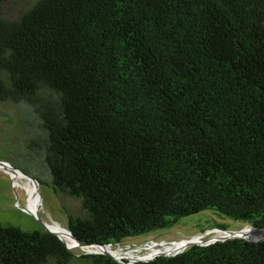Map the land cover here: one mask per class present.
I'll return each mask as SVG.
<instances>
[{"label":"trees","instance_id":"16d2710c","mask_svg":"<svg viewBox=\"0 0 264 264\" xmlns=\"http://www.w3.org/2000/svg\"><path fill=\"white\" fill-rule=\"evenodd\" d=\"M10 1L0 103L18 147L0 160L53 191L75 239L121 244L206 211L264 227V0H33L7 16ZM0 264L130 263L0 222ZM133 264H264V240Z\"/></svg>","mask_w":264,"mask_h":264},{"label":"rangeland","instance_id":"374dc122","mask_svg":"<svg viewBox=\"0 0 264 264\" xmlns=\"http://www.w3.org/2000/svg\"><path fill=\"white\" fill-rule=\"evenodd\" d=\"M16 1L17 3L10 1L5 5L4 10L7 16L16 15L19 8L28 6L33 0ZM14 118L15 109L9 104L0 103V156H5L4 150L6 148L17 149L18 147L16 140L11 137L13 131L12 121ZM27 199L26 192L15 185L11 176L6 171L0 170V222L18 227L23 231H32L40 227L39 223L27 213ZM39 199H41V207L38 211L40 219L44 223H57L66 229V216L60 207L57 197L48 186L40 185ZM208 219L227 225V231L209 228L208 226L213 221L210 220L206 224L205 221ZM245 226L238 221L220 217L212 211H206L180 219L171 229L158 230L139 237L126 239L121 245L114 246L112 249L117 254H122L123 257L116 255L120 260L125 258L132 263L138 261L145 262L148 257L154 259L152 257L154 254H157L155 258L176 255L186 250L188 247L185 248V246L189 243H192L193 246H202L206 240H213L217 236L230 235L231 237L233 235L232 239L248 241V239L241 238V236L240 238L235 237V234L238 232L232 234V232ZM251 233L254 236H262L260 239H264V231L262 230H255ZM193 239H196V241L192 242ZM225 240L231 239H224L223 241ZM169 248H172V251L167 253L166 250ZM71 251L79 255L92 253L97 251V249L81 250L79 248H71Z\"/></svg>","mask_w":264,"mask_h":264},{"label":"bare ground","instance_id":"6f19581e","mask_svg":"<svg viewBox=\"0 0 264 264\" xmlns=\"http://www.w3.org/2000/svg\"><path fill=\"white\" fill-rule=\"evenodd\" d=\"M0 170H4L6 171V173H8L11 176V179L14 181L15 185L20 187V189H23L27 196H28V202H27V213L29 215L36 213L39 211L41 205H40V199H39V191L37 189V186L34 182L26 179L25 177H23L20 172L12 170L9 166H2L0 165ZM51 225V227H49L51 229V231H53L55 234H57V236L64 242V244L68 247V248H76L74 242L71 240L70 236L68 235V232L66 229L62 228L59 224L57 223H46ZM252 231L249 228H246L244 231L238 232L236 233L234 236L241 238H245L248 239L249 241H256V239H260L262 238V236H254L251 233ZM215 238H223L222 236H217ZM196 241V239H193L192 242ZM192 244V243H189ZM176 247V246H175ZM173 247V248H175ZM80 249V248H79ZM85 249H91V247H84L81 250H85ZM95 249V248H93ZM107 249V251H105ZM104 252L107 253H112L114 255H116V251H113L112 249L109 248H103ZM113 251V252H112ZM153 251V250H152ZM167 253L172 251V248H169L168 250H166ZM118 252V251H117Z\"/></svg>","mask_w":264,"mask_h":264},{"label":"water","instance_id":"95a60500","mask_svg":"<svg viewBox=\"0 0 264 264\" xmlns=\"http://www.w3.org/2000/svg\"><path fill=\"white\" fill-rule=\"evenodd\" d=\"M0 165H2V166H9L12 170H15V171L20 172V174H21L23 177H25L26 179H28V180L34 182V183L36 184V186H37L38 191H39L40 184L38 183V181H37L36 179L31 178V177H29L28 175L24 174L21 170H19V169H17V168H14L11 164H9V163L6 162V161H2V160H0ZM40 202H41V199H40ZM31 216H32V217H33V218L39 223V226H40L41 228H43V229L46 230L47 232H49V233L55 235L60 241H62V240L57 236V234H55L53 231H51V229L49 228V227H51V225L44 223V222L40 219L39 212H36V213L31 214ZM246 228H249L251 231H255V230H262V231H264V227H260V228H258V227H252V226H245V227L242 228V229H239V230H237V231L232 232V234H234V233H236V232L244 231ZM66 230H67L68 235L70 236L71 240L74 242L76 248H80V249H82V248H84V247H91V248H95V249H97V251H94V252H92V253H84V254H98V255H105V256H108V257L114 259L115 261H117V259H116V257L114 256V254H112V253H107V252H104V251H103V248H109V249H112V247L115 246V245H117V244H114V243L107 244V245H102V244H88V243H85V242L78 241L77 239H75V238L73 237V235L71 234V232H70L67 228H66ZM232 238H233V235H232L231 237H230V235H227V236H223V238H215V239H213V240H210V239H209V240H206L205 243H204V245H202V246H207V245L213 244V243H215V242H222L224 239H231V240H233ZM262 240H264V239H260V240H256V241H251V240H250V242H259V241H262ZM248 241H249V240H248ZM62 242H63V241H62ZM63 244H64V242H63ZM64 245H65V244H64ZM65 246H66V245H65ZM191 246H193V244H187V245L185 246V248H187V247L189 248V247H191ZM66 248H67L68 250L71 251V249L68 248L67 246H66ZM112 250H113V249H112ZM113 251H114V250H113ZM113 251H112V252H113ZM180 253H181V252H180ZM160 254H161V253H160ZM178 254H179V253H178ZM176 255H177V254H176ZM156 256H157V254H154L152 257H154V259H155ZM167 256H169V255H167ZM172 256H175V255H172ZM170 257H171V256H170ZM151 260H153V259H151L150 257H148L146 261L148 262V261H151ZM146 261H145V262H146ZM119 263H123V262H119Z\"/></svg>","mask_w":264,"mask_h":264},{"label":"built area","instance_id":"2783aa9c","mask_svg":"<svg viewBox=\"0 0 264 264\" xmlns=\"http://www.w3.org/2000/svg\"><path fill=\"white\" fill-rule=\"evenodd\" d=\"M168 244H169V243H168ZM117 245H121V244H117ZM117 245H115V246H117ZM113 247H114V246H113ZM113 247H112V248H113ZM116 255H118L119 257H123L121 253H120V254H117V253H116ZM116 255H115V257H116V259H117V262H123V261H126V262H128V263H130V264H133L132 262L127 261L125 258H124L123 260L118 259ZM138 262H142V261H138ZM134 263H137V262H134Z\"/></svg>","mask_w":264,"mask_h":264}]
</instances>
